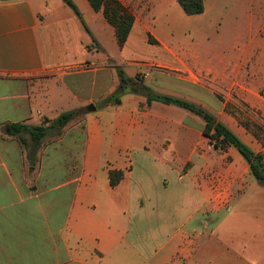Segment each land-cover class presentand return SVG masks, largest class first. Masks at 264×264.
I'll return each instance as SVG.
<instances>
[{"label": "crops", "instance_id": "obj_1", "mask_svg": "<svg viewBox=\"0 0 264 264\" xmlns=\"http://www.w3.org/2000/svg\"><path fill=\"white\" fill-rule=\"evenodd\" d=\"M66 1L0 0V264H264V186L243 156L215 149L183 108L136 92L108 103L120 69L202 107L264 158V11L239 40L188 53L136 20L120 49L101 13L71 0L97 20V33L86 21L94 45ZM248 1L254 17L264 0ZM136 31L160 59L138 58ZM67 112L38 147L10 134ZM109 171L123 172L116 187Z\"/></svg>", "mask_w": 264, "mask_h": 264}, {"label": "rangeland", "instance_id": "obj_2", "mask_svg": "<svg viewBox=\"0 0 264 264\" xmlns=\"http://www.w3.org/2000/svg\"><path fill=\"white\" fill-rule=\"evenodd\" d=\"M60 1L63 0H46V3L50 7H55ZM119 1L133 13L138 26H146L150 31V35L152 32L153 35H156L172 48L181 49L184 47L188 53L197 51L204 53L212 47H218L221 42L239 40L242 36L239 32L243 31L244 26L251 21H254V25H256L257 21L261 19L260 12L264 11V1L255 3V16L253 17L250 16L254 5L251 1L205 0V11L203 14L187 16L180 7L178 0ZM76 2L81 9L80 3ZM83 14L87 24L89 23L90 29L97 33V20L91 21L84 10ZM101 18L102 15L99 14V21ZM86 21H84L85 24ZM137 32L134 33V38L137 37L138 39L137 52L143 55L138 58L160 59L162 52L158 50L157 46L147 41L146 34L138 35ZM249 36L248 34L246 35V37ZM90 37L92 40V36ZM151 40L157 43L155 36L151 35ZM112 43L113 41L111 42L108 39L105 42L112 50L113 55L109 54V57L119 60L120 55L117 49H112ZM147 85L150 86V81H147Z\"/></svg>", "mask_w": 264, "mask_h": 264}, {"label": "trees", "instance_id": "obj_3", "mask_svg": "<svg viewBox=\"0 0 264 264\" xmlns=\"http://www.w3.org/2000/svg\"><path fill=\"white\" fill-rule=\"evenodd\" d=\"M88 2L92 9L96 13H101L106 22L114 28L118 46L122 49L124 44L127 42L136 20L133 13L119 0H88ZM66 3L72 7L85 27L87 33L92 36L76 5L71 0H67ZM178 3L187 16L200 15L205 11V0H178ZM92 43L94 45L97 43L93 36ZM117 71L120 78V86L118 91L109 97L108 103H120V99L124 94L127 92H136L143 95L147 99L149 105L153 102L174 105L201 117L205 125L203 131L204 136L209 139L210 144H212L215 149H224L226 146L234 147L250 165L251 174L254 178L260 183V185L264 186L263 156L261 154L254 153L238 136H236L224 124L219 122L214 115L189 101L168 95L158 94L145 85L143 81L139 79L130 80L120 69H117ZM262 94L264 96V91ZM75 116V112L63 113L56 120L52 122L46 121L37 127H29L24 124H13L9 126L10 134L12 137L17 138L25 148L29 146V143L27 139L22 136V134H29L33 145L38 147L42 139L50 130H57L60 132L71 120H73ZM256 128L260 130V128ZM31 165H34L33 161L31 162ZM122 179L123 172L109 171V182L112 188L116 187Z\"/></svg>", "mask_w": 264, "mask_h": 264}, {"label": "water", "instance_id": "obj_4", "mask_svg": "<svg viewBox=\"0 0 264 264\" xmlns=\"http://www.w3.org/2000/svg\"><path fill=\"white\" fill-rule=\"evenodd\" d=\"M91 108H92V110H94V107L91 106Z\"/></svg>", "mask_w": 264, "mask_h": 264}]
</instances>
